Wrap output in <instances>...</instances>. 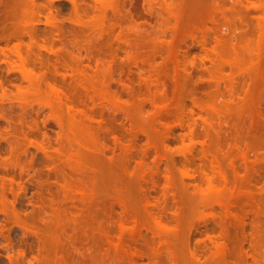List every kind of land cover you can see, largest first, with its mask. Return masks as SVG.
<instances>
[{
  "label": "rangeland",
  "instance_id": "374dc122",
  "mask_svg": "<svg viewBox=\"0 0 264 264\" xmlns=\"http://www.w3.org/2000/svg\"><path fill=\"white\" fill-rule=\"evenodd\" d=\"M116 6L112 15L93 0H0V264H264V8ZM49 81L86 113H74L73 131L64 106L46 105ZM213 158L229 191L207 199L200 172L214 173ZM125 189L153 205L151 218L129 216Z\"/></svg>",
  "mask_w": 264,
  "mask_h": 264
},
{
  "label": "bare ground",
  "instance_id": "6f19581e",
  "mask_svg": "<svg viewBox=\"0 0 264 264\" xmlns=\"http://www.w3.org/2000/svg\"><path fill=\"white\" fill-rule=\"evenodd\" d=\"M34 1V0H33ZM94 2H96V3H98V4H100V6H101V8H103V11H104V9L106 8V7H108V8H110L111 9V12L113 13L112 15H117L118 14V12H117V6H116V3H117V0H106V1H104V0H93ZM163 1H166V0H163ZM169 1V0H168ZM171 2V1H170ZM170 2L168 3V5L166 4V3H164L165 4V6L167 5V8L166 9H168L167 11L169 12V14H170V16H172V18H174L175 17V14H176V11H175V7H174V5H173V3H171L170 4ZM246 2H248L249 4H250V6L252 7V8H255V10L256 9H258V8H264V0H246ZM31 4V6H32V2L30 3ZM30 8V7H29ZM32 8V7H31ZM102 11V12H103ZM101 12V13H102ZM103 14V15H102ZM101 15L102 16H104V13H102ZM177 15V14H176ZM102 16H99L98 18L100 19V17L102 18ZM261 17V16H260ZM262 20V23H264V16H262L261 17V19H260V21ZM49 22V21H48ZM79 23H80V21H78ZM51 23V22H50ZM86 23V22H85ZM84 23V24H85ZM88 23V22H87ZM85 25H87V24H85ZM90 25V24H89ZM102 25V21L101 20H98L97 19V16H96V19H95V21H92V23H91V28H94V29H100L101 26ZM259 27V26H258ZM264 27V25L262 24V27H260L261 29ZM30 30H32V29H30ZM30 30H28V31H30ZM27 31V32H28ZM94 31V30H93ZM33 32V31H32ZM95 32V31H94ZM96 32H97V30H96ZM99 32H101V30L99 31ZM261 32H262V35L264 34L263 32H264V28L261 30ZM30 33V32H29ZM28 33V34H29ZM260 35H261V33H260ZM32 36H33V34H32ZM264 36V35H263ZM262 37V36H261ZM33 38V37H32ZM22 44V43H21ZM15 46H17V45H15ZM14 46V47H15ZM45 46V45H44ZM40 47H43L42 45L40 46ZM46 47H47V45H46ZM248 47H250L249 45H248ZM214 48V47H213ZM257 47H254V49H256ZM13 49V48H12ZM11 49V50H12ZM48 49V48H47ZM251 50H252V48H250ZM28 50V49H27ZM49 50V49H48ZM214 50V49H213ZM254 52V56H255V58L254 57H252V59L253 60H251V62L253 63L254 61H256L257 59H258V48H257V50H254V51H252V53ZM13 53H14V55L16 56V58L18 59V61H19V63H20V67H21V72H22V75H23V77L25 78V80L28 82V85H30V87L32 88V89H34V90H36V92L37 91H40V86H39V82L41 81L40 79H42L40 76H37V75H35V73L33 72V70L32 69H30L29 67H28V60H27V57L28 56H26L24 53H23V51H22V49H19V47H16V48H14V50H13ZM11 55V54H10ZM6 56V55H5ZM9 56V55H8ZM11 56H9V58H10ZM14 57V56H13ZM9 58H7L6 57V59H9ZM237 58V57H236ZM237 60V59H236ZM10 61V60H9ZM185 61V60H184ZM187 63H188V61H187ZM190 63V62H189ZM189 63H188V65H189ZM251 63V64H252ZM255 63V62H254ZM253 63V64H254ZM184 64H186L185 62H184ZM236 64H237V62H236ZM184 67H185V65H184ZM251 67V66H250ZM20 72V71H19ZM20 72V73H21ZM76 72H77V70H76ZM79 73H80V76L81 75H84V74H81V71H78ZM77 74V73H76ZM229 75V74H228ZM232 76H233V74H232ZM39 77H40V79H39ZM84 77V76H83ZM221 79V78H220ZM40 80V81H39ZM157 80H158V78H157ZM222 80V79H221ZM225 80V79H224ZM227 80V79H226ZM229 80V79H228ZM224 82V81H223ZM230 82V81H229ZM228 82V83H229ZM47 83V82H46ZM218 83V82H217ZM226 83H227V81H226ZM159 84V83H158ZM47 86H48V94H46V95H48L47 97H48V102H47V104L46 105H48L49 107H52V101H54V102H56L57 104H61L62 106H64L66 109H67V111L70 113V115L71 116H69V117H71V122H70V124H69V126H67V124L66 123H63V124H65L66 125V127H65V125H64V127H65V129H67L68 130V128L67 127H69V129L71 130V131H73V127H74V123L76 122V120H74L75 119V117H74V115L76 114V113H79L80 114V116L81 115H85L84 114V111H82V110H80V109H78V107L77 106H75L76 104H73V102H72V100H70L69 99V97L66 95V93L60 88V87H58V86H56V84H54L53 82L51 83V81H49V83H47ZM159 90V89H158ZM33 91V90H32ZM100 91V90H99ZM104 91V90H103ZM102 91V92H103ZM19 92V91H18ZM23 92V91H22ZM34 92V91H33ZM20 93V92H19ZM18 93V94H19ZM35 93V92H34ZM23 94V93H22ZM38 94H39V92H38ZM103 95H104V93H102ZM20 95H21V93H20ZM102 95V96H103ZM107 95V94H106ZM105 95V97L104 98H106L107 96ZM22 96H24V94L22 95ZM22 96H20L19 97V99L20 100H22L23 102L25 101V99L24 98H22ZM112 96V98H113V100L112 99H110L111 101H114V100H116L117 102L119 101V98L118 97H115V96H113V95H111ZM109 97V96H108ZM107 97V98H108ZM106 98V99H107ZM110 98V97H109ZM121 99V98H120ZM55 103V104H56ZM54 104V105H55ZM117 104V103H116ZM198 104H199V102H198ZM202 104V103H201ZM213 104V103H212ZM158 105V104H157ZM160 105V104H159ZM227 105V104H226ZM161 107L163 106V105H160ZM183 106H184V104H183ZM203 106V105H202ZM201 106V108H203ZM56 107V106H55ZM77 107V108H76ZM198 107V106H197ZM206 107H209V108H211V110H213V105L212 106H210V105H208V106H206ZM224 107V106H223ZM223 107H221V108H223ZM226 107H228V106H226ZM225 107V108H226ZM164 107H162V109H163ZM184 108H185V106H184ZM218 108V107H217ZM53 109V108H52ZM190 109V108H189ZM219 109V108H218ZM66 111V112H67ZM187 111V110H186ZM189 111H191V109L189 110ZM205 111V110H204ZM207 111H209V110H207ZM216 111H218V110H216ZM76 112V113H75ZM211 112V111H210ZM220 112V111H219ZM218 112V113H219ZM69 113H67V114H69ZM75 113V114H74ZM196 113V112H195ZM205 113H207V112H205ZM156 114V113H155ZM179 114V113H178ZM191 114V113H190ZM197 114V113H196ZM208 114V113H207ZM183 115V114H182ZM198 115V114H197ZM78 116V115H77ZM89 116V115H88ZM184 116V115H183ZM189 116V115H188ZM201 116V115H200ZM68 117V118H69ZM82 117V116H81ZM181 117V116H180ZM192 117H194V116H192ZM204 117V116H203ZM207 117V116H206ZM209 117V116H208ZM207 117V118H208ZM211 117V116H210ZM83 118V117H82ZM87 118V117H86ZM187 118V117H186ZM189 118V117H188ZM79 119V118H78ZM87 119H91V117H89V118H87ZM183 119L184 118H179V119H177L179 122H177V123H179V124H183ZM194 119V118H193ZM204 119H205V117H204ZM80 120V119H79ZM190 120H191V118H190ZM75 121V122H74ZM81 121H82V119H81ZM187 121H189V120H187ZM212 121V120H211ZM65 122H68V121H66L65 120ZM74 122V123H73ZM185 122V121H184ZM205 122V121H204ZM208 122L209 121H206V123L208 124ZM59 123L61 124V120H59ZM77 123V122H76ZM78 123H79V121H78ZM83 123V122H82ZM186 123V122H185ZM212 123V122H211ZM189 124V123H188ZM210 124V123H209ZM208 124V125H209ZM182 126H186V125H182ZM211 126V125H210ZM77 127V126H76ZM75 127V128H76ZM188 127V126H187ZM186 127V128H187ZM74 128V130H76ZM168 129V128H167ZM169 131V130H168ZM71 133V132H70ZM73 135V134H72ZM29 141H30V139H29ZM32 141V140H31ZM34 141V140H33ZM32 141V142H33ZM190 141V140H189ZM188 141V142H189ZM191 142H192V140H191ZM190 142V144L188 145V146H186V148L184 147V149L183 150H185V151H183V152H185V154L187 153V154H190L191 152H192V150H193V148H192V145H193V142L191 143ZM196 143H197V141H195ZM34 144V143H33ZM38 145V144H37ZM82 145V144H81ZM201 145V144H200ZM39 147V146H38ZM194 147V146H193ZM42 149L43 150H45V148H43L42 147ZM204 153H206V152H204ZM63 154V153H62ZM61 154V155H62ZM65 155V154H64ZM64 155H62V156H64ZM67 156V155H66ZM68 156H70V155H68ZM75 156V155H74ZM206 156H207V154H206ZM72 158H73V156H72ZM68 159H70V158H68ZM211 159V158H210ZM70 161V160H69ZM210 164V163H209ZM211 166H212V169H213V171H214V175L212 174V175H209V173L208 172H206L207 170L206 169H202V172H200V173H202L203 175L202 176H204V178H205V181H203V183L205 182V184L201 187H199V192L202 194V196L203 197H206L207 199H208V197L210 196L211 197V199H213V197H219L220 195H222L225 191H229V186L227 185V174H226V172L224 171V170H222V168H221V166H220V164L218 163V161L216 160V158H213V160L211 161ZM204 167H205V165H204ZM206 170V171H205ZM209 170V169H208ZM210 170H211V168H210ZM209 170V171H210ZM185 176H187V177H191L192 175L188 172V170H187V172L185 171L184 173H183ZM220 179V180H222L223 181V183L224 184H222L223 185V187H220V186H218V184H220L219 182H217L216 181V179ZM203 183H201V184H203ZM198 185V184H197ZM221 185V186H222ZM230 190H232L231 188H230ZM82 191V190H81ZM262 191H264V190H262ZM124 193H125V195L127 196V198H128V207H127V212H128V214H129V216L131 217V218H133V219H144L145 217H148V216H150L151 214H150V208H152L153 207V205L150 203V202H145L143 205H141V203L139 202V199H138V192L135 190V189H125L124 191H123ZM240 193V192H239ZM230 194V193H229ZM235 194V193H234ZM224 196V195H223ZM209 197V198H210ZM4 198V197H3ZM214 198V199H215ZM207 199H206V201H207ZM218 199V198H217ZM211 201V200H210ZM214 201V200H213ZM203 202V201H202ZM204 202H205V199H204ZM203 202V203H204ZM223 202V201H222ZM202 203V204H203ZM209 203V200L207 201V204ZM216 203V202H215ZM227 203V202H226ZM205 204V206H206V203H204ZM225 204V203H224ZM224 204H223V206H224ZM210 205V204H209ZM229 205V204H228ZM227 205V206H228ZM203 206V205H202ZM204 206V207H205ZM208 206V205H207ZM212 208V207H211ZM226 208V207H225ZM228 208H231L230 206L228 207ZM230 210V209H229ZM154 217V216H153ZM149 218H151V216L149 217ZM154 220V225H155V227L157 228V229H159V230H162L163 232L165 231V233L166 232H168L169 231V229H171V228H169L164 222H162V220H161V218H159V217H154L153 218ZM119 228H120V232H125L126 231V229H127V227L124 225V224H119ZM129 229V228H128ZM173 229V228H172ZM162 232V233H163ZM172 232V231H171ZM159 234V233H158ZM171 234V233H170ZM166 236H168V235H166ZM163 237H165V234H164V236ZM169 237V236H168ZM166 239V241H167V238H165ZM168 242V241H167ZM166 242V243H167ZM220 246V245H219ZM221 247V246H220ZM217 249V248H216ZM222 249V248H221ZM221 249H217L216 251V253L217 254H219V253H221L220 251H222ZM221 255V254H220Z\"/></svg>",
  "mask_w": 264,
  "mask_h": 264
}]
</instances>
